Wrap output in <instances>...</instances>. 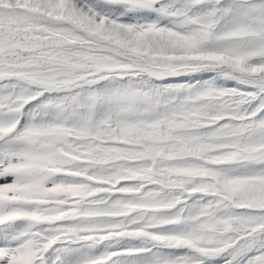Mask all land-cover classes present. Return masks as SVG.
I'll return each mask as SVG.
<instances>
[{
  "label": "snow or ice",
  "instance_id": "1",
  "mask_svg": "<svg viewBox=\"0 0 264 264\" xmlns=\"http://www.w3.org/2000/svg\"><path fill=\"white\" fill-rule=\"evenodd\" d=\"M0 264H264V0H0Z\"/></svg>",
  "mask_w": 264,
  "mask_h": 264
}]
</instances>
